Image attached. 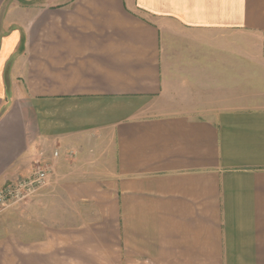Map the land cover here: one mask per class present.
<instances>
[{
    "label": "crops",
    "instance_id": "1",
    "mask_svg": "<svg viewBox=\"0 0 264 264\" xmlns=\"http://www.w3.org/2000/svg\"><path fill=\"white\" fill-rule=\"evenodd\" d=\"M38 165L0 264H264V0H0V187Z\"/></svg>",
    "mask_w": 264,
    "mask_h": 264
},
{
    "label": "built area",
    "instance_id": "2",
    "mask_svg": "<svg viewBox=\"0 0 264 264\" xmlns=\"http://www.w3.org/2000/svg\"><path fill=\"white\" fill-rule=\"evenodd\" d=\"M54 155H57L55 152ZM50 167L38 165L28 176L0 187V207H8L17 203H28L46 187Z\"/></svg>",
    "mask_w": 264,
    "mask_h": 264
},
{
    "label": "rangeland",
    "instance_id": "3",
    "mask_svg": "<svg viewBox=\"0 0 264 264\" xmlns=\"http://www.w3.org/2000/svg\"><path fill=\"white\" fill-rule=\"evenodd\" d=\"M25 203L23 202V203H17V204H14V205H10V206H8V207H0V217H1V219H2V221L3 222H5L6 224H7V218H8V216L7 215H10V213L12 212V211H16V209H18L19 210V206H22V208H23V205H24ZM17 210V211H18Z\"/></svg>",
    "mask_w": 264,
    "mask_h": 264
}]
</instances>
